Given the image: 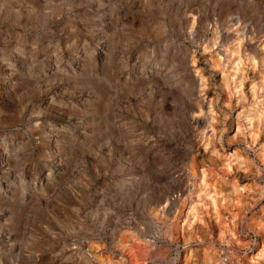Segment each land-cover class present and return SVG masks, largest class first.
Segmentation results:
<instances>
[{"label": "rangeland", "instance_id": "1", "mask_svg": "<svg viewBox=\"0 0 264 264\" xmlns=\"http://www.w3.org/2000/svg\"><path fill=\"white\" fill-rule=\"evenodd\" d=\"M262 44L264 0H0V264H264Z\"/></svg>", "mask_w": 264, "mask_h": 264}, {"label": "bare ground", "instance_id": "2", "mask_svg": "<svg viewBox=\"0 0 264 264\" xmlns=\"http://www.w3.org/2000/svg\"><path fill=\"white\" fill-rule=\"evenodd\" d=\"M260 50H261V55H260V57H259V60H260V64L264 67V44H262L261 45V47L259 48ZM247 60H248V62H249V65L253 68H255V66H258L257 65V61L255 60V57L252 55V54H247ZM258 60V61H259ZM239 65V64H238ZM238 65H235L234 66V68H230V70L228 71V73H226L225 75L223 74V78H224V80H225V82H226V84L228 85V86H226V87H229V83L230 84H232L233 86H231L232 88H233V92L235 93H237V94H239L238 92L240 91L238 88H237V86L235 85V83L233 84V82H234V80H235V75H237L238 73H239V68H240V66H239V68H238ZM261 66V67H262ZM193 71H194V77L196 78V80H199L200 81V76H198V74H197V71L195 70V69H193ZM197 82V81H196ZM254 82V81H253ZM200 84V83H199ZM255 85H256V83H252L251 84V91L253 92V94H254V91H255ZM201 88H199V90H200ZM242 90V89H241ZM200 92V91H199ZM236 95V94H235ZM253 98V97H252ZM209 111V110H208ZM210 112V111H209ZM208 114V113H207ZM211 117H212V115H211ZM259 121V120H258ZM257 121V122H258ZM256 122V121H255ZM212 151V150H211ZM230 155H232V154H230ZM221 201H222V198H221ZM212 203H213V201H212ZM214 204V203H213Z\"/></svg>", "mask_w": 264, "mask_h": 264}]
</instances>
